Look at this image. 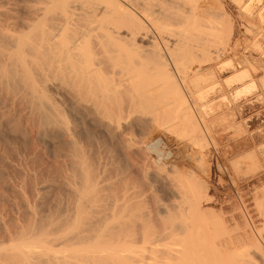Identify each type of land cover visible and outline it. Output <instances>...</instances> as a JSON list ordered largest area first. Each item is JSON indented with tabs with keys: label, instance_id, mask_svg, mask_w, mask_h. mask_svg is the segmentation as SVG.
Wrapping results in <instances>:
<instances>
[{
	"label": "bare ground",
	"instance_id": "6f19581e",
	"mask_svg": "<svg viewBox=\"0 0 264 264\" xmlns=\"http://www.w3.org/2000/svg\"><path fill=\"white\" fill-rule=\"evenodd\" d=\"M139 1L39 0L38 6L29 8L30 17L21 20L2 18L3 7L0 10V131L20 129L23 124L16 121L13 112L24 106L33 115L30 123L36 124L37 117L39 138L64 162L58 180L65 177L63 187L51 195L52 188L46 184L30 190V176L24 173L27 175L18 187L24 195L25 209L20 206V212L16 206L19 215L9 221H3L6 217L0 215V264H264V226L255 225L248 209H244L243 226L238 224L232 230L225 225L217 238L210 229L204 232L191 225L193 219L204 221L219 216L206 208L212 198L208 186L200 181L189 180L193 183L188 188L182 186L187 185L182 181L179 187L170 189L173 203L169 200L156 204L158 227L153 225L151 232L146 228L154 213L142 215L149 216L146 221L142 217L143 227L140 221L141 227L135 225L134 219L129 222L135 226L128 224L129 229L120 227L122 221L117 223L119 226L112 225L116 227L109 225L118 217L121 205L113 204L110 210L103 207L106 204L101 202V192L108 189H102L101 184L106 171L103 166V172L98 171L99 162L95 169V161L94 165L90 163L91 156L80 143L91 141L100 150L117 135L123 133L125 140L129 118L154 121L158 113H166L167 105L153 103L160 100V95L180 92L174 78L181 77L178 71L187 61L202 63L226 55L225 51L212 49L213 41L225 37V29L207 21L203 7L182 11L176 3L171 4L172 0L140 1L145 6ZM167 8L179 10L173 16ZM252 87L238 90L237 97ZM61 101L71 113L82 115L81 124L71 127V122H66L59 110ZM192 123L194 128L200 125L194 120ZM3 171L0 181L4 179ZM49 195L52 202L45 200ZM262 204L258 203L264 219Z\"/></svg>",
	"mask_w": 264,
	"mask_h": 264
},
{
	"label": "rangeland",
	"instance_id": "374dc122",
	"mask_svg": "<svg viewBox=\"0 0 264 264\" xmlns=\"http://www.w3.org/2000/svg\"><path fill=\"white\" fill-rule=\"evenodd\" d=\"M140 1L144 2V0ZM140 1L139 3L145 6ZM167 1L169 2V0ZM37 2L39 0H0V10L3 7V12L6 13H3L2 18H12V20L29 18V8H32L31 5ZM145 2L147 3V0ZM170 2L171 4L172 2L176 3V8L179 6L180 10L203 7L207 21L225 29V37L213 41L212 49L219 52L225 51L226 55H221L218 60L207 58L202 63L187 61L180 68L183 69L185 75L182 71H178L181 77L177 75L174 78L180 84V92L167 94L168 97L160 95L157 97H160V100L152 102L157 104L156 106L158 104L167 105L166 113H160V115L158 113V116L154 117V121L141 117L138 120L129 118L127 129H124L128 131V134L125 133L127 134L125 140L122 133L116 138H112L108 145L100 146V150L91 141L86 140L84 143H80L81 146L83 145V151L85 150L84 152L91 156L89 157L90 163L92 165L96 163L95 169L100 163L98 171L103 172L104 169L106 171L102 173L105 176L103 179L106 186L101 184V188L108 190L101 192L105 195L100 197L104 202L98 199L106 206L101 205L100 202L97 203L100 204L99 207L108 206V210L113 207L111 205L119 203L117 205H121V208H117L118 213L115 215L120 218L114 217L115 220L111 219L113 222L108 224L110 226L114 223L117 225L122 221L127 226L121 224L120 227L123 226L126 229H129L128 224L134 225L131 223L133 219L135 225L137 223L143 227L142 221H146L149 216L143 217L142 215H147V212L148 214L154 213L148 218L150 220V222L148 221L149 227L144 225L145 228L147 227L146 230L151 232L155 228L154 226L158 227L155 222V211L158 207L156 204L166 203L169 200L173 203L170 189L179 187L182 181L183 184L187 183V185H182L184 187L189 186L190 182L200 181V184L202 182L208 186L209 195L212 198V204H206V208L213 209L221 217L215 216L213 219L204 221L193 219L190 223L194 228L203 229L204 232L210 229L214 238H217L225 225H228L232 230L236 226L238 227V224L243 226L244 217L242 216L247 209L253 216L255 225L263 228L264 219L260 215L262 209H259L258 203H264V0H172ZM36 6L38 5L36 4ZM147 6L151 7L152 5ZM157 6L156 10L160 9ZM152 7L155 8V5ZM173 8H170L171 10L167 8L169 14L173 12V15L179 10ZM159 16L161 18L162 15L159 13ZM230 24H232L231 32H229ZM182 74L185 77H182ZM180 78L183 81H179ZM249 85H253L250 91L237 97L238 90ZM23 108L24 106H20L15 109L16 111L14 110L15 113L13 112L16 121L23 124L19 127L20 129L18 131H0V170H4V179L0 181V210L3 209L0 215L6 217L3 221L15 218L14 215L17 217L19 215V212L16 213L17 208L19 211L21 207L25 209L24 198H22L24 195L18 187L25 175L30 176L29 187L32 191L36 185L46 184L52 188L49 190L51 195H54L53 193L58 192L64 185L62 183L65 177L58 180L60 165L64 162L58 155L56 158V154L48 149L46 143L39 138L37 134L39 126H36L38 125L37 117L35 116L36 124L30 123L33 115L28 114ZM59 110H62V116L66 122H71V127L82 123V115L71 113L63 101H61ZM150 110L145 111L150 112ZM20 112L25 114L21 115ZM148 114L150 113H147V116ZM151 115L153 116L152 113ZM18 118L19 120H17ZM193 120L198 122V125L200 124L198 128L191 126ZM30 124H33L32 127ZM31 132L33 133L31 134ZM126 140H129V143ZM90 145L91 150L89 149ZM96 157L99 159L97 160ZM102 166L104 169H101ZM63 167L65 168V165ZM37 175L38 177H35ZM192 175L194 178L191 177ZM191 179L193 181H189ZM170 181L175 184L179 182L178 186L171 184ZM169 183L173 187H170ZM262 190L263 192L260 193ZM258 192L262 195H257ZM51 195L45 198L47 202H52ZM203 201L206 203L205 199ZM136 203H138L137 206H135ZM123 204L130 206L126 205L125 208ZM262 206L264 207V204ZM22 209L20 212H23ZM104 210L108 216L109 211L106 208ZM109 217L112 218L110 215ZM151 218L154 219H152L153 222H151ZM139 221L142 223L141 225L138 224ZM131 226L129 225L130 228H132ZM143 231L145 232V230Z\"/></svg>",
	"mask_w": 264,
	"mask_h": 264
}]
</instances>
